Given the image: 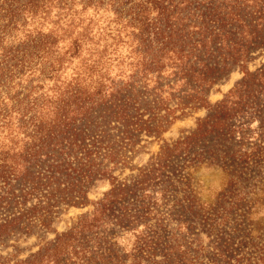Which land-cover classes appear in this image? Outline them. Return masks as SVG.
<instances>
[{"label":"trees","instance_id":"trees-1","mask_svg":"<svg viewBox=\"0 0 264 264\" xmlns=\"http://www.w3.org/2000/svg\"><path fill=\"white\" fill-rule=\"evenodd\" d=\"M166 2L176 9L178 6L175 5L180 3L176 0ZM252 2L231 0L228 7L226 4L215 6L214 10H223L215 16L220 21L218 29L210 31L202 24L200 32L203 38L188 43V47L175 45L171 40L163 43V68L157 69V72L161 74L163 71L164 78L168 71V76L175 77L176 82H183L182 86L192 91L188 94L189 102L208 104L203 87L212 85L224 69L246 60L244 54L249 48L241 39H232H236V34L228 30V24L238 28L248 26L257 35L258 29L264 26V0ZM101 4L103 0H0V21L3 23L0 74H7L8 80L20 74L21 82L30 83L33 78L39 82L37 86L28 87L27 84L25 88L29 94L25 99L12 102L10 107L3 101L0 103V239L28 225L37 214L42 216L50 210L42 199L27 206L31 198L46 196L47 206L58 201H67L75 206L86 205L85 187L93 178L105 176L111 170L101 162L110 160L116 165L120 159L124 160L125 155L119 147L110 145L104 159L97 161L99 154L96 148L105 138H91L93 147L86 146L84 141L89 135L79 127L82 120L92 122L96 111L105 110L123 123L125 136L120 141L131 145L139 132L159 137L166 125L172 122L170 116L174 118L179 110L185 113L186 103L171 107L164 100L168 99L166 95L162 98L161 91V104L154 107L148 117L133 105L135 97L124 96L126 90L140 80L147 84L158 81L149 68L151 64L145 62V55L142 54L148 44L140 43L143 40L136 43L130 35L134 28H144L145 18L125 16L115 5L119 4V0H109L107 4L111 9L114 6L112 10L116 15L109 21L113 23L100 27L96 14L87 17L86 12L93 8L96 13ZM147 4L163 5L161 1L150 3L149 0H140L138 7L149 6ZM167 10L174 11L170 7ZM27 25L33 27L29 29ZM46 26H49L47 31ZM12 32L22 34L18 45L8 44L14 38L15 33ZM123 33L124 37L131 39L123 40ZM254 36L252 38L257 39ZM122 46L129 51L124 56L119 54ZM233 46H240L241 49L233 52ZM169 53L178 57L167 60L165 56ZM115 62L118 68L124 66L117 77L112 75ZM68 67H71L69 75L65 74ZM126 67H130L132 74L125 81ZM263 88L264 64L256 71L246 70L244 78L230 94L214 106L208 105V114L199 120L190 134L173 144L161 146L158 162L150 160V166L141 168L138 178L129 182H116L115 175H108L111 188L102 200L94 204L90 213L80 215L53 243L30 257L18 259L14 264H61L63 258L69 257L80 258L86 263L92 260V264H101L102 261L113 264V258H117L113 250L117 233L107 232L106 222L110 224L116 217L117 225L123 224L126 230L135 229L131 220L138 215L133 213L125 198L137 194V203L146 208L149 204L147 188L144 187L147 172L154 168L159 170L156 165L162 166L163 155L191 150L213 134H230L231 116L238 118L248 114L245 106L250 97ZM196 105L190 108H196ZM133 108L135 117L130 112ZM230 137H233L232 132ZM41 163H45L46 168L34 170ZM76 173H81L80 178L72 181L71 177ZM61 175L64 179L59 180ZM18 185L22 188L17 189ZM4 186L6 189L3 190ZM115 206L118 207L117 216L112 213ZM47 220V217L43 218L46 225L49 224ZM124 220L129 221L124 224Z\"/></svg>","mask_w":264,"mask_h":264},{"label":"rangeland","instance_id":"rangeland-1","mask_svg":"<svg viewBox=\"0 0 264 264\" xmlns=\"http://www.w3.org/2000/svg\"><path fill=\"white\" fill-rule=\"evenodd\" d=\"M139 1L119 0V4L115 5L127 17L145 18L144 28L136 27L130 35L136 43L143 40L140 43L148 44L142 54L145 55V62L151 64L149 68L154 73L153 76L158 77V81L147 84L139 79L133 87L126 90L124 96L135 97L133 105L139 107L145 117H148L153 108L161 104V91L162 98L166 95L165 98L168 99L164 100L171 107L186 103L188 106L184 110L185 113L179 110L174 114V118L170 116L172 122L166 125L159 137L139 132L131 145L122 144L120 141L125 136L123 123L112 118L105 110L96 111L92 122L82 120L79 127L89 135L84 141L86 146L93 147L94 137L105 138L96 148L99 154L97 161L104 159L110 145L119 147L125 155L124 160L120 159L116 165L110 160L101 162L103 166L111 167V170L105 176L93 178L85 187L83 195L87 196L86 205L75 206L67 201H58L47 206L46 196L31 198L26 203L27 206L42 199L45 207L50 210L45 213L47 216L37 214L28 225L25 224L0 239V264H14L18 259L30 257L53 243L80 215L90 213L94 204L104 198L112 185L108 175H115L116 182L137 179L140 169L149 165L150 160L152 163L159 161L162 145L173 144L190 134L197 127L199 120L208 114V105L214 106L230 94L236 84L244 78L246 70L256 71L264 64V26L258 29L256 35L248 26L238 28L228 24V30L236 34V39H232H241L242 43L247 44L249 51L244 54L246 60L224 69L216 76L212 85L203 87L208 104L189 102L188 94L192 91L183 87V82H176L175 77L168 76V71L164 78L163 71L161 74L157 72V69L163 68V43L171 40L175 45L188 47V43L203 38L200 32L203 29L202 24L210 31L217 30L220 21L215 16H218L220 11L223 13V10H214L215 6L226 4L228 7L231 0L220 3H217L219 0H176L180 2L175 5L178 6L177 9L168 6L167 0H149L150 3L161 1L163 5L160 4V7L155 4L138 7ZM247 1L253 3L252 0ZM108 2L109 0H103L96 13L93 8L86 12L87 17L96 14L100 27L113 23L109 21L116 15L112 10L114 6L109 8ZM166 7L174 11H169ZM55 13L56 10L53 11V14ZM2 27L3 23L0 21V33ZM32 27L27 25L29 29ZM48 29L49 26H46V31ZM21 35L19 32L15 33L8 44L18 45ZM253 36L257 39L252 38ZM131 37H124L123 33L122 39L129 40ZM12 47L15 46L10 48ZM214 47L216 48V45ZM239 49L240 46H233V52ZM128 52L126 47L122 46L119 54L124 56ZM165 57L169 60V57L175 58L178 55L169 53ZM122 67L124 66L118 68L115 62L112 75L117 77ZM70 73L71 67H68L65 74ZM124 73L123 79L126 81L132 70L126 67ZM7 77V74H0V103L3 101L9 107L18 99L26 98L29 94L25 88L27 84L30 87L39 83L37 78H33L30 83L21 82L20 74L9 80ZM255 93L245 106L248 114L238 118L231 116L233 119L228 128L233 133L232 138L231 132L228 135L213 134L191 150L173 151L169 155H163L162 166L155 164L159 170L154 168L147 172L144 187L147 188L149 204L147 203L146 208L137 203V194L124 199L138 217L131 220L135 224L133 230H126L123 224L117 225L116 217L112 218L110 224L106 222L108 226L105 230L112 234L117 233L114 234L116 243L113 244L117 258H113V264H264V88ZM193 105H196V108H190ZM130 112L133 113L132 117H135V108ZM45 165L41 163L35 166L34 170H43ZM80 175L81 173H76L71 180H78ZM58 178L64 179L63 175ZM21 188L22 186H17V189ZM112 213L118 215L117 206ZM44 217H47L49 224L44 223ZM127 221L129 220L124 224L128 223ZM106 235L110 239L107 233ZM61 264H92V260L86 263L80 258L69 257L63 258Z\"/></svg>","mask_w":264,"mask_h":264}]
</instances>
